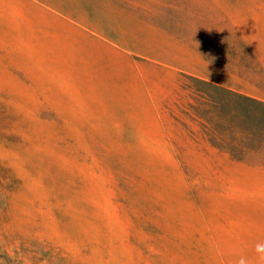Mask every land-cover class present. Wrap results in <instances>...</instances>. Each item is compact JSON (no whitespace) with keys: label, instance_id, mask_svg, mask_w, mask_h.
<instances>
[{"label":"rangeland","instance_id":"1","mask_svg":"<svg viewBox=\"0 0 264 264\" xmlns=\"http://www.w3.org/2000/svg\"><path fill=\"white\" fill-rule=\"evenodd\" d=\"M186 75L264 89V0H0V264H264V142Z\"/></svg>","mask_w":264,"mask_h":264},{"label":"trees","instance_id":"2","mask_svg":"<svg viewBox=\"0 0 264 264\" xmlns=\"http://www.w3.org/2000/svg\"><path fill=\"white\" fill-rule=\"evenodd\" d=\"M186 79L190 100L184 112L200 123L214 147L240 160L239 145L251 147L264 142L263 101L196 75H186Z\"/></svg>","mask_w":264,"mask_h":264},{"label":"crops","instance_id":"3","mask_svg":"<svg viewBox=\"0 0 264 264\" xmlns=\"http://www.w3.org/2000/svg\"><path fill=\"white\" fill-rule=\"evenodd\" d=\"M209 79L212 81L214 80L213 78H209ZM214 81H216V80H214ZM219 83L228 87V88H231L237 92L243 93L245 95H248L250 97H253L255 99H258V100L264 102V89L259 88L252 83L245 82L241 87L238 84L236 86H232L229 83H222L221 81Z\"/></svg>","mask_w":264,"mask_h":264}]
</instances>
